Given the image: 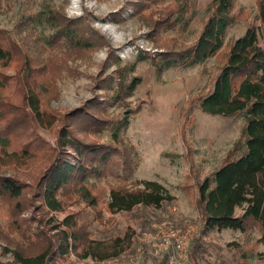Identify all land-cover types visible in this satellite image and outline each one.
<instances>
[{"label":"trees","instance_id":"16d2710c","mask_svg":"<svg viewBox=\"0 0 264 264\" xmlns=\"http://www.w3.org/2000/svg\"><path fill=\"white\" fill-rule=\"evenodd\" d=\"M160 1L165 0H131L129 4L134 13L143 19L149 18V37L164 48L168 43L162 36L163 30L181 22L186 9L175 4L156 17L148 14ZM235 5L236 0H211L207 19L196 41L179 51L162 52L163 66L175 63L191 66L224 52V64L212 89L201 98L200 108L213 115L240 113L244 124L239 139L222 163L199 183L202 232L225 229L246 232L257 228L260 231L258 242L264 245V45L260 42V37L264 38V0H257L259 23L250 24L243 35L226 43L227 29L239 15ZM46 18L56 27L50 36L49 48L65 49L45 58L26 55L21 46L0 29V63L4 67L15 64L22 101L18 108L9 101L0 106V218L8 216L7 227L10 231L18 229L23 241H14L3 230L0 240L10 246L7 250L18 264H65L72 253L95 261L116 259L134 249L136 231L133 228L98 239L92 236L89 222L83 220L82 209L70 211L62 220L49 214L84 205L95 208L101 220L103 209L115 214L130 212L138 206L161 208L175 197L157 180L141 179L138 181L141 186L136 188L125 183L107 186L89 181L94 175L99 179L107 177L117 158L121 159L118 164L133 172L132 153L120 150L118 143L122 142L123 146V140L117 132L113 133L111 142L91 136L107 127L124 128L128 117L125 115L115 121L106 114V101L96 97L64 114L44 109V93H56V80L63 72L70 71L72 59L106 42L83 17L70 18L63 10L50 9ZM2 74L4 79L8 77V83L11 75ZM139 81L140 77H134L127 89L119 87L116 100L125 101ZM139 108L133 110L137 112ZM31 121L42 127L57 125L55 145H47L39 152L37 138L43 140L32 129ZM19 140L17 146L15 142ZM38 155L39 172L27 180L18 176L16 171L29 166ZM27 210H31L32 215L20 218ZM38 211L46 215H33ZM36 222L44 226L35 228ZM202 245V241L197 243L199 248ZM259 257L264 260V250Z\"/></svg>","mask_w":264,"mask_h":264},{"label":"rangeland","instance_id":"374dc122","mask_svg":"<svg viewBox=\"0 0 264 264\" xmlns=\"http://www.w3.org/2000/svg\"><path fill=\"white\" fill-rule=\"evenodd\" d=\"M129 1L0 0V29L5 30L32 58L60 54L65 49L49 48L50 36L56 30L46 18L50 9L63 10L70 18L83 17L85 23L104 36L106 42L103 46L72 59L70 71L63 72L56 80V93H44L43 107L64 114L93 97L105 100L106 114L115 121L126 115L128 125L121 129L107 127L91 136L102 142H111L113 133L117 132L123 146L122 142L116 143L122 152L132 153L134 170H125L121 163H117L121 160L117 158L107 177L99 179L94 175L89 181L107 186L125 183L136 188L141 186L138 184L141 179L157 180L175 197L161 208L138 206L130 212L115 214L103 209L101 220L95 208L84 205L51 212L49 216L62 220L70 211L82 209L83 220L89 222L92 236L98 239H107L130 227L136 231L134 249L116 259L95 261L72 253L70 261L65 264H264L259 257L264 250L263 243L258 242L259 229L202 232L199 183L222 163L239 139L244 124L240 113L213 115L200 108L201 98L212 89L224 64V52L191 66L179 63L163 66L165 56L162 52L179 51L196 41L207 19L211 0H165L149 9L148 14H154V17L175 4L186 9L181 22L163 30L162 36L168 43L164 48L149 37V18L143 19L134 13ZM235 10L239 15L227 29L226 43L243 35L250 24L259 23L256 20L257 0H236ZM260 42L264 45L262 36ZM16 72L15 64L4 67L0 63V106L4 101L16 104L15 108L22 105ZM2 73L11 75L8 83V77L4 79ZM134 77H140V81L132 94L125 101L116 100L119 87L127 89ZM136 107H140L137 112L133 110ZM31 124L43 140L37 138L39 152L47 145H55L57 125L42 127L36 121ZM20 142L15 143L18 146ZM40 166L38 155L29 166L21 167L16 173L27 180L39 172ZM30 215L32 211L27 210L19 217ZM33 215L42 217L46 214L38 211ZM8 220V216L0 218V231H5L14 241H23L18 229L10 231L7 227ZM159 225L194 229L188 259H181L171 250L149 241V235L155 234ZM42 226L44 223L34 224L35 228ZM199 241L203 243L200 248L197 246ZM7 246L10 247L6 241L0 240V263L18 264Z\"/></svg>","mask_w":264,"mask_h":264},{"label":"built area","instance_id":"2783aa9c","mask_svg":"<svg viewBox=\"0 0 264 264\" xmlns=\"http://www.w3.org/2000/svg\"><path fill=\"white\" fill-rule=\"evenodd\" d=\"M77 1L80 2V0ZM129 50L132 51L131 45ZM135 50H137V47H135ZM193 235L194 229L192 227L182 229L159 225L156 233L149 235V241L160 248L171 250L174 254H178L181 259L186 260L189 257V247Z\"/></svg>","mask_w":264,"mask_h":264}]
</instances>
